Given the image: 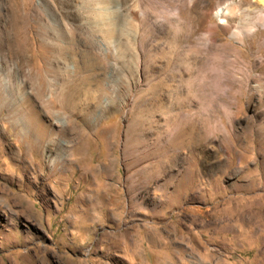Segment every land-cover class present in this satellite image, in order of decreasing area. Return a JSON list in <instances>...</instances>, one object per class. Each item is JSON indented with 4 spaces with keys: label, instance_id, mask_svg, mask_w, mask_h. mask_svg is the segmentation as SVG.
<instances>
[{
    "label": "rangeland",
    "instance_id": "obj_1",
    "mask_svg": "<svg viewBox=\"0 0 264 264\" xmlns=\"http://www.w3.org/2000/svg\"><path fill=\"white\" fill-rule=\"evenodd\" d=\"M261 13L0 0V264H264ZM22 91L58 152L12 130Z\"/></svg>",
    "mask_w": 264,
    "mask_h": 264
},
{
    "label": "bare ground",
    "instance_id": "obj_2",
    "mask_svg": "<svg viewBox=\"0 0 264 264\" xmlns=\"http://www.w3.org/2000/svg\"><path fill=\"white\" fill-rule=\"evenodd\" d=\"M258 3H260V5L264 6V0H257ZM142 3V2H141ZM231 5H227L226 7L224 8H220L218 11H217V15H219L221 17V20L222 22L224 23L226 21V19H224L227 15H229L231 12H233V10H231ZM236 10V9H235ZM235 12V11H234ZM224 17V18H223ZM259 17V16H258ZM260 18L263 20V25H264V14L261 13L260 14ZM109 28V27H108ZM242 30V29H241ZM108 35L111 37L112 36V33H108ZM109 37V38H110ZM73 44V43H72ZM57 52L58 53H63V49L61 47H58L57 49ZM89 58V57H88ZM87 58V60H88ZM82 63V62H81ZM45 82V81H44ZM53 86V98L56 99V101L61 105V108L64 109L63 113H67L68 111L66 110V108L64 107V102L61 100V99H64L62 95L64 93V90L63 87H66L65 85H61L60 88V91L57 89V86L58 85H52ZM48 87V86H47ZM18 89L20 87H17ZM20 91V90H19ZM39 95L42 97L43 92L45 91V86H40L39 87ZM77 91V90H76ZM17 92V91H16ZM47 93V92H46ZM65 94V93H64ZM39 96V97H40ZM51 96V95H50ZM37 97V96H36ZM40 97V98H41ZM52 97V96H51ZM68 97V95H67ZM66 98V96H65ZM79 98V97H78ZM34 99H36L34 97ZM38 99V97H37ZM20 100H22V103L21 104H18L20 108H15L13 110V114L15 117L17 118H13L12 119V130L14 131V133H18L19 134L26 131L28 133H30L33 137H36L37 139V142H38V146H37V153L35 154H40L42 156H48V155H51L55 152H58V150L60 149L59 146L55 147L56 146V138H55V135H59L62 134V136H65L66 137V131L65 129H62L60 132H53V131H50V132H46V128H47V125L45 124L44 121L42 120H39L40 118H38V114H39V111L38 109L36 108V106L34 105V100H33V96L31 94H28L27 92H21L20 94ZM72 100V99H71ZM77 100V99H76ZM45 101V100H44ZM50 101H53V100H50ZM37 103V102H36ZM43 103V102H42ZM51 103V102H50ZM53 104L55 102H52ZM14 104V103H13ZM39 105V104H38ZM51 105V104H50ZM41 106V105H40ZM50 107V106H49ZM25 108V109H23ZM48 108V107H47ZM51 108V107H50ZM28 109H29V112H28ZM93 114V112L90 113V116ZM42 117V116H41ZM83 120L85 122H87V119L89 118L87 116V114H83ZM11 125V124H10ZM22 127V128H21ZM24 134V133H23ZM13 135V134H12ZM22 135V134H21ZM19 136V135H18ZM23 138V137H22ZM25 139V138H24ZM28 139V138H27ZM65 140H67L65 138ZM71 141V140H69ZM73 142V141H72ZM79 143V142H78ZM55 147V148H54ZM86 148V147H85ZM35 149V148H34ZM33 149V150H34ZM62 151V150H61ZM65 153V151H64ZM34 154V153H33ZM67 154H69L67 152ZM22 156V155H20ZM27 156V155H26ZM33 156V155H32ZM39 156V155H38ZM40 157V156H39ZM38 157V158H39ZM34 159V158H33ZM27 160V159H26ZM39 161V160H38ZM39 165V163H38ZM36 172V171H35Z\"/></svg>",
    "mask_w": 264,
    "mask_h": 264
}]
</instances>
